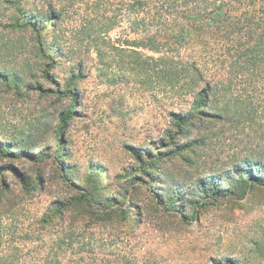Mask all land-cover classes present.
Returning a JSON list of instances; mask_svg holds the SVG:
<instances>
[{
    "label": "rangeland",
    "instance_id": "obj_1",
    "mask_svg": "<svg viewBox=\"0 0 264 264\" xmlns=\"http://www.w3.org/2000/svg\"><path fill=\"white\" fill-rule=\"evenodd\" d=\"M49 1L0 0V68L9 72L12 88L5 91L0 81V139L45 158L0 159V166L15 168L0 175V185H9L1 212L18 203L3 218L9 247L23 243L26 259L38 251L41 263L57 254L63 264H264L263 186L236 188L235 195L196 208L169 198L204 171L225 168L232 155L262 147L264 128L247 127L244 136L231 124L208 121L176 132L169 113L188 110L192 96L148 84L105 45L110 55H99L87 38L73 36L75 14L50 16ZM10 16L43 20L38 27L56 59L50 70L56 81L45 77L48 61L33 50L31 30L2 29ZM110 36L122 44L120 27ZM31 86L41 87L28 93ZM263 97H256L258 105ZM70 108L74 112L63 122ZM188 141L195 143L177 146ZM172 147L178 151L172 157L146 158V164L136 157L140 149ZM85 188L108 203L118 198L122 206L113 219L85 224L72 210L42 230L38 220L54 202L76 200Z\"/></svg>",
    "mask_w": 264,
    "mask_h": 264
},
{
    "label": "trees",
    "instance_id": "obj_2",
    "mask_svg": "<svg viewBox=\"0 0 264 264\" xmlns=\"http://www.w3.org/2000/svg\"><path fill=\"white\" fill-rule=\"evenodd\" d=\"M4 1L10 3L12 0ZM48 6L50 16L58 19L68 11L73 12L76 16L73 36L80 41L87 38L89 44L97 46L99 55L105 57L114 53L128 64L134 75L143 76L148 84L192 96L188 110L169 113L176 132L208 121L231 124L244 136L247 127L264 128L260 122L264 121V110L260 114L259 109L264 107L260 106L264 100L258 101L260 105L255 101L256 97L264 95V0H50ZM21 20L10 16L2 29L20 28L23 33L31 30L35 42L33 50L42 61H48L43 70L45 77L56 81L50 74L56 59L47 52L38 27L43 20ZM116 27L121 28L122 44L119 46L108 40ZM104 45L109 47L110 53L102 47ZM0 81L4 90L10 92L9 72L1 68ZM40 87L31 86L28 93ZM13 93L20 96L22 91L14 89ZM61 94L74 98L76 93L64 90ZM73 112L70 108L62 121L66 122ZM168 132L171 137V131ZM194 143L188 141L177 146L188 148ZM161 154L172 157L178 151L173 147L154 153L150 149H140L136 157L146 164V158L162 159ZM35 156L36 153L29 150L16 149L12 141L0 139V159H45ZM6 168L15 169L13 164L2 165L0 175ZM60 170L67 173L65 164ZM148 173L156 175L152 171ZM136 180L138 176H134L133 182ZM5 184L0 185V264H63L57 252L41 263L38 251L31 260L26 259L25 244L9 247L3 218L9 212L14 213L18 203H12L6 212H1L8 202L9 185ZM30 185L35 189L33 180ZM255 186L264 187V145L250 147L244 155H232L225 168L204 171L180 186L178 196L174 194L169 198H182L183 206L196 208L211 204L219 197L235 195L236 188ZM111 199L110 203L96 199L85 188L76 200L54 202L38 223L46 230L56 226V220L72 210L85 224L92 220H111L122 206L117 197ZM67 245L72 247V242ZM58 248L64 253L68 251L63 244H58Z\"/></svg>",
    "mask_w": 264,
    "mask_h": 264
}]
</instances>
